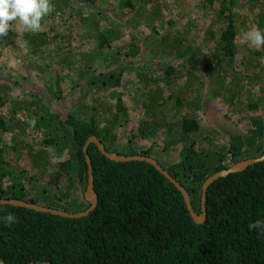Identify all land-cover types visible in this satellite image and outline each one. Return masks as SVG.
I'll use <instances>...</instances> for the list:
<instances>
[{
    "label": "trees",
    "instance_id": "trees-1",
    "mask_svg": "<svg viewBox=\"0 0 264 264\" xmlns=\"http://www.w3.org/2000/svg\"><path fill=\"white\" fill-rule=\"evenodd\" d=\"M70 1L63 0L62 3L66 6ZM84 1L89 5L98 0ZM206 1L213 6L214 0ZM54 2L51 0L53 5L56 4ZM219 2L221 7L214 15L217 24L222 22L225 27L218 39L215 31H209L207 40L213 39L217 43L210 56L202 57L203 63L198 60L201 53L197 55L195 51L188 58L190 65L187 67L182 61L169 62L171 57L166 54L172 52L171 39L177 36L175 30L156 38L151 47L157 51L158 59H162V55L167 57V62H158L159 75L157 72L142 79L147 84L145 119L132 131L124 133L128 141L125 144L120 142L123 139L110 135L109 128L102 127L97 119L110 115L115 117L114 123H118L120 116L127 115L121 98L115 106L107 103L106 107L102 105L101 110L95 105L92 110L80 106L76 115H68L65 121L57 120L56 113L48 108H42L40 112L35 107L27 108L36 100L25 99L20 106L30 112L16 123L3 113L0 100V130L7 133V139L14 144L0 149V201L19 199L69 212H81L89 207L85 199L81 205L62 204L63 192L52 199L43 191L44 198L28 200L20 183L13 181L8 187L4 185L9 176L15 175L8 167L13 163L9 155L29 144L26 131L42 134L47 130L50 132L55 126L62 132L55 136L58 140L47 135L45 143L53 145L63 141L66 147H70L69 158L60 163L53 178L57 186L71 174L76 175L84 187L87 186L88 166L83 148L90 137L96 136L109 152L155 158L187 189L195 211L200 213L202 186L210 176L239 161L259 158L264 154V121L261 115L245 117L247 136L237 133L230 137L228 143L221 145H216L221 137L218 130L213 129L206 135L197 120L196 112H206L210 104L201 98V88L196 84V69L203 67L208 76L220 77L223 62L234 55L236 48L238 10L244 0ZM248 3L255 4L256 7L249 6V9H256L252 13L258 28L264 31V0ZM56 11L46 16L42 24L52 22ZM17 31L16 27L6 37L0 38V49L16 45ZM115 36L113 30L101 35L105 44ZM37 37L40 38V35ZM182 38L178 35L175 42L181 43ZM137 46L132 47L134 53L139 49ZM255 50L252 59L255 71H262V68L263 72L254 78L248 77L251 84L264 80V62L261 59L264 58V47ZM115 70L99 75L98 79L85 74L78 85L87 86L89 89L84 95L98 103V95L102 98L106 91L121 86L125 69ZM185 73L188 74L186 80ZM237 82H242V79ZM150 83L153 88L148 87ZM237 87H220L221 92L217 96H221L223 90L230 93L229 97L239 95L243 88L241 84ZM191 93L199 94L192 99ZM36 99L45 101L38 95ZM257 106L258 103L252 108ZM89 114L93 115L89 117ZM33 118L35 126L30 123ZM163 133H170L173 140L190 143V147H184L176 162L170 163V166L162 164L153 148ZM61 134L64 136L61 137ZM66 147L63 149L67 150ZM254 149L258 151L256 155L251 153ZM88 153L99 197L96 210L87 217L69 219L1 205L0 217L11 213L17 218L11 226L0 220V260L4 264H264V235L259 234V229H249L250 223L264 221V162L216 181L208 190V218L203 225H198L191 218L181 192L150 164L111 161L100 153L95 144L90 145ZM36 157L37 165L45 163L41 162L43 158ZM21 176L25 178V174ZM17 178L15 176L14 180Z\"/></svg>",
    "mask_w": 264,
    "mask_h": 264
},
{
    "label": "rangeland",
    "instance_id": "rangeland-1",
    "mask_svg": "<svg viewBox=\"0 0 264 264\" xmlns=\"http://www.w3.org/2000/svg\"><path fill=\"white\" fill-rule=\"evenodd\" d=\"M54 1V9H57L55 19L43 24L42 32H26V35L17 31L16 45L0 49V100L3 113L16 123L30 112L20 103L25 99L36 100L27 108L35 107L39 112L42 108H48L56 113L57 120L65 121L68 115H76L80 106L92 110L95 105L101 110L107 103L115 106L121 98L127 115L120 116L118 123H114L116 119L110 115L97 119L102 127L109 128L110 135L123 139L120 142L124 144L128 142L124 133L132 131L145 119L147 84L142 79L157 73L158 62H167V57H171L169 62L182 61L187 67L190 65L188 58L195 51L197 55L201 53L198 60L203 63L202 57L210 56L217 43L213 39L207 40L209 31H215L218 39L225 27L222 22L217 24L214 15L221 7L219 0H214L213 6H209L206 0H98L89 5L84 0H71L66 6L63 0ZM249 1L253 0H244L238 10V34L253 25L258 27L252 13L256 9H249V6H256L250 5ZM62 6L64 9H60ZM16 27L13 25L11 30ZM112 30L116 38L105 44L102 32ZM173 30L177 36L171 39L172 52L166 54L167 57L160 54L162 59H158L157 51L151 46L157 37ZM178 35L183 37L181 43L175 42ZM136 44L139 49L134 53L132 47ZM255 52V49L237 39L234 55L223 62L220 77L208 76L203 67L196 69V84L201 88V98L210 104L208 112H196L197 120L206 135L213 129L218 130L221 137L216 145L228 143L230 137L237 133L247 136L245 117L261 115L264 121V91L261 90H264V80L254 84L248 80V77L254 78L263 72L262 68V71H255L252 60ZM118 68L125 69L121 86L106 91L102 98L98 95V103L84 95L89 89L87 86L78 85L85 74L98 79L99 75ZM187 78L188 74L185 73L184 80ZM241 79L242 82H237ZM237 84L243 88L239 95L229 97L230 93L223 90L224 93L217 96L221 92L220 87L238 89ZM148 87L153 88V85L150 83ZM164 87L167 88L166 85ZM198 94L191 93L190 96L193 99ZM36 95L45 101H38ZM257 103L258 106L252 108ZM92 115L89 114V117ZM60 133L61 129L55 126L51 127L50 132L47 130L42 134L27 130L25 137L29 144L9 155L13 163L8 167L15 175L9 176L4 185L8 187L13 181L20 183L28 200L44 198L43 191L52 199L63 192L65 197L60 201L62 204H83L86 187L76 175L66 176L58 186L53 179L60 163L69 158L70 147H66L63 141L53 145L45 141L47 135L55 137ZM6 134L0 130V149L14 146ZM184 147H190V143L173 140L170 133L160 135L153 145L154 155L165 166L176 162ZM251 151L254 155L258 153L256 149ZM36 156L43 158L41 162L45 163L37 165ZM24 174L25 178L21 176ZM15 176L19 178L14 180Z\"/></svg>",
    "mask_w": 264,
    "mask_h": 264
},
{
    "label": "water",
    "instance_id": "water-1",
    "mask_svg": "<svg viewBox=\"0 0 264 264\" xmlns=\"http://www.w3.org/2000/svg\"><path fill=\"white\" fill-rule=\"evenodd\" d=\"M95 144L100 151L101 154L106 156L108 159L118 163H126V162H146L153 166L161 175H163L166 179H168L174 186L181 192L187 209L191 215L193 221L198 225H203L208 218V210H207V198H208V190L209 188L218 180L222 178H226L231 174L241 173L247 170L254 164H258L264 162V154L259 158H251L237 162L226 170L220 171L216 174L210 176L202 186V198H201V210L200 213L195 211L192 200L187 189L179 183L163 166L153 157L150 156H127L119 153H112L107 151L105 145L98 139L96 136H92L86 142L83 151L85 154V159L88 166V183L86 186V191L84 193L85 201L89 204V207L81 212H69L65 210L53 209L47 206H43L37 203L27 202L19 199H4L0 201L1 205H10L14 207H20L28 210H33L39 213L51 214L54 216H60L63 218L69 219H81L89 216L93 213L98 204L99 197L95 190V176L93 171L92 160L88 153L90 145Z\"/></svg>",
    "mask_w": 264,
    "mask_h": 264
},
{
    "label": "clouds",
    "instance_id": "clouds-1",
    "mask_svg": "<svg viewBox=\"0 0 264 264\" xmlns=\"http://www.w3.org/2000/svg\"><path fill=\"white\" fill-rule=\"evenodd\" d=\"M51 0H0V38L6 37L13 25L21 32L40 33L44 30L42 21L54 11ZM237 39L249 48L260 49L264 47V31L253 25L248 30H241ZM264 62V58H261ZM35 126V118L30 121ZM6 226L17 222L14 214L9 213L0 217ZM249 229H259L264 235V221L257 220L249 224ZM0 264H4L0 260Z\"/></svg>",
    "mask_w": 264,
    "mask_h": 264
}]
</instances>
